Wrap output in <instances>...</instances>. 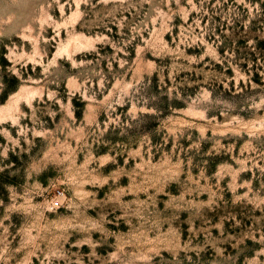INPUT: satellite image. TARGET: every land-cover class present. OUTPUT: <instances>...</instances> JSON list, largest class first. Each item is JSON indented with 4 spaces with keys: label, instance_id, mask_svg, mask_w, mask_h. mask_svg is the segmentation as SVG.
Returning a JSON list of instances; mask_svg holds the SVG:
<instances>
[{
    "label": "rangeland",
    "instance_id": "rangeland-1",
    "mask_svg": "<svg viewBox=\"0 0 264 264\" xmlns=\"http://www.w3.org/2000/svg\"><path fill=\"white\" fill-rule=\"evenodd\" d=\"M0 264H264V0H0Z\"/></svg>",
    "mask_w": 264,
    "mask_h": 264
},
{
    "label": "built area",
    "instance_id": "built-area-1",
    "mask_svg": "<svg viewBox=\"0 0 264 264\" xmlns=\"http://www.w3.org/2000/svg\"><path fill=\"white\" fill-rule=\"evenodd\" d=\"M57 205H58V201L54 202V203L52 204V207H56Z\"/></svg>",
    "mask_w": 264,
    "mask_h": 264
}]
</instances>
